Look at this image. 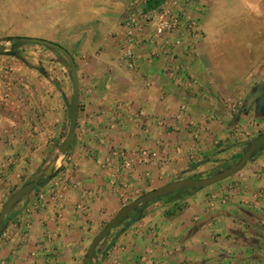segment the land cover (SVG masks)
Returning a JSON list of instances; mask_svg holds the SVG:
<instances>
[{
  "label": "crops",
  "instance_id": "1",
  "mask_svg": "<svg viewBox=\"0 0 264 264\" xmlns=\"http://www.w3.org/2000/svg\"><path fill=\"white\" fill-rule=\"evenodd\" d=\"M50 1L37 17L42 32L34 35L55 29L60 38L52 41L66 45L75 61L77 125L64 161L70 160L68 167L23 198L6 219L0 264H86L92 240L123 205L171 182L215 173L256 135V115L238 116L235 100L227 105L216 96L222 88L206 61L221 25L211 19L210 0H204L205 16L214 35L196 52L183 48L177 54L174 65L181 69L175 78L163 60L146 59L149 44L139 48L137 68L122 61L127 0ZM240 2L252 13L264 12V0ZM46 50L25 62L0 55V99H14L0 102V211L12 189L39 178V170L56 157L58 162V145L69 128L71 74ZM144 150L154 154L149 161ZM54 191L62 198L52 197ZM178 199L186 207L170 215ZM95 260L264 264V153L219 184L152 202L140 220L101 242Z\"/></svg>",
  "mask_w": 264,
  "mask_h": 264
},
{
  "label": "rangeland",
  "instance_id": "2",
  "mask_svg": "<svg viewBox=\"0 0 264 264\" xmlns=\"http://www.w3.org/2000/svg\"><path fill=\"white\" fill-rule=\"evenodd\" d=\"M210 1L213 2L214 7L211 12V19L216 26L221 25V32L219 33L218 43L213 47L210 45L212 49L210 50L212 59L210 58L211 60L206 61V63H210V75H212L213 80H215L214 83L222 88V92L216 96H220L227 105L234 104L235 100L237 102L236 106L241 108L249 92L257 85L264 83V12L257 11V13H252L247 7L243 6L240 0ZM49 2L51 3L50 0H0V43H4L6 48H9L10 45L5 42L7 37H34L38 39H48L51 42H54L52 40H59L60 35L55 33V29H52L53 32L46 36L42 34H39V36L34 35L36 32H42V27L37 17H40V11H43V7H50ZM132 2H134V0H127L125 12L126 8L130 7ZM206 13L207 11L201 15H197L199 31L195 35L196 42L193 44V48L188 49L189 53L196 52L197 46L201 41L206 38L212 39L214 35L211 27H209L212 21L209 22L208 18L205 16ZM91 24H95V22ZM82 25H84L83 22H79L78 27L81 28ZM73 30L75 31L77 28ZM54 43H56V41ZM36 46L37 45L31 44L22 47L20 49V60L25 62V59H23L24 57H29L32 60V58H37V55L42 57L41 55L43 54L40 50L47 51V48L43 46V48H37ZM64 46L66 45H62V47L67 50L68 48ZM7 70H10V68ZM9 80H11V77H9ZM11 99H0V102L7 104ZM13 100L14 99L11 100V103ZM249 113L255 115V109L252 108ZM256 120L257 126L254 127L256 130H254L253 133L259 135L264 133V128L261 125L264 121L261 118H257ZM68 129L67 124L66 135ZM58 150H60V158L54 166L59 169L61 168L60 172H63L68 167L67 165L70 160L68 159L66 163H64L66 156L61 154V146L59 147V145ZM41 179L42 177L38 179L34 176L28 181H38ZM236 185V183L233 184V187ZM37 188L33 191L37 190ZM16 191L12 189L8 193L9 195H6V200ZM51 196L54 197L53 192ZM122 227L125 228L126 226L115 228L113 233L117 231L121 232Z\"/></svg>",
  "mask_w": 264,
  "mask_h": 264
},
{
  "label": "built area",
  "instance_id": "3",
  "mask_svg": "<svg viewBox=\"0 0 264 264\" xmlns=\"http://www.w3.org/2000/svg\"><path fill=\"white\" fill-rule=\"evenodd\" d=\"M206 7L204 0H134L126 8L120 45L121 59L126 67L137 68L141 58L139 48L149 44L146 59L163 60L168 76L177 77L181 68L174 65V58L183 48L187 51L193 48L199 31L197 15L203 14ZM189 79L195 81L193 77ZM153 156L148 150L142 152L145 161ZM125 167L129 164L125 163ZM53 193L54 197L62 198V193Z\"/></svg>",
  "mask_w": 264,
  "mask_h": 264
},
{
  "label": "water",
  "instance_id": "4",
  "mask_svg": "<svg viewBox=\"0 0 264 264\" xmlns=\"http://www.w3.org/2000/svg\"><path fill=\"white\" fill-rule=\"evenodd\" d=\"M32 41L39 45H44L54 51H58L63 54L64 57L69 61L70 64V74L73 81V95L70 103V114H69V129L61 146V154L66 156L69 152V147L73 141L76 125H77V117H78V108H79V79L77 75V69L75 65V61L69 52L61 45L51 42L45 39L31 38ZM6 51V45L4 43H0V53H4ZM255 109V115L257 118H263L264 116V83H261L254 87L247 97L245 98V103L241 107L238 116L241 113L249 114L251 109ZM264 147V134L259 135L251 142H249L246 151L243 153L241 159L237 162L233 163L231 166L226 169L213 174L210 177L203 178H186L180 179L178 181L171 182L161 188L153 189L130 203L123 206L118 213L106 224V226L94 237L91 242L89 249L87 251V264H96L94 259V254L97 250L99 244L110 234L112 230L117 228L125 218L129 216V214L133 211H137L140 207L148 202H151L154 199L167 196L174 192H179L178 196L190 195L192 192L198 191L200 188H207L212 185L218 184L228 178L233 177L237 173H239L244 167L252 160L253 156L257 151ZM54 164L51 163L46 171L47 175H50L53 171ZM43 184L38 181H28L26 182L19 190H17L4 204L3 208L0 211V237L3 231V225L5 222L6 216L12 211L14 206L18 204L24 197H26L29 193H31L38 186H42ZM5 229V228H4Z\"/></svg>",
  "mask_w": 264,
  "mask_h": 264
},
{
  "label": "trees",
  "instance_id": "5",
  "mask_svg": "<svg viewBox=\"0 0 264 264\" xmlns=\"http://www.w3.org/2000/svg\"><path fill=\"white\" fill-rule=\"evenodd\" d=\"M5 42L6 43H8L9 45H10V47L9 48H6V51L4 52V53H0V55H9V56H13V57H16V58H18V59H21V54H20V49L22 48V47H24V46H27V45H30V44H34V45H39V44H37V43H35L34 41H32L31 40V37H24V38H19V37H7L6 39H5ZM39 46H43V47H45L44 45H39ZM47 49H49V50H51V51H53V52H55L58 56H59V58L62 60V62L68 67V69L70 70V64H69V61L66 59V57H64V55L63 54H61V53H59L58 51H54V50H52V49H50V48H48V47H46ZM262 134H264V133H261V134H259V135H262ZM259 135H257L256 137H258ZM255 137V138H256ZM255 138H253V139H255ZM252 139V140H253ZM251 140V141H252ZM251 141H249V142H251ZM249 142H247L245 145H244V148H243V151H242V153L241 154H239L237 157H235V158H233V159H231L229 162H225V163H223L222 165H221V167L218 169V170H216L215 171V173H218V172H220V171H222V170H224V169H226L227 167H229V166H231L233 163H235V162H237L239 159H241V157L243 156V153L246 151V149H247V147H248V144H249ZM62 146V145H61ZM71 146V145H70ZM69 149H70V147H69ZM262 153H264V147L263 148H261L259 151H257L256 153H255V155L253 156V158H252V160L254 159V158H256V157H258L259 155H261ZM67 155H68V153H67ZM66 155V156H67ZM57 158L58 157H56L55 159H54V161H52V163L55 165L56 164V161H57ZM251 160V161H252ZM50 165V164H49ZM49 165H47L46 166V168H44V169H40V177H42V179L41 180H38V182L39 183H41V184H43L42 186H38V188H37V190H39L41 187H43V186H45L56 174H57V172H60V170H61V168L59 169H57L56 168V166H53V171H52V173L50 174V175H47L46 174V171H47V168H48V166ZM215 173H213V174H215ZM213 174H211V175H208V176H206V177H210V176H212ZM235 176V175H234ZM198 178H203V177H200V176H195V178L194 179H198ZM39 179V178H38ZM229 179V178H228ZM227 180V179H226ZM36 181V180H35ZM225 181V180H224ZM223 182V181H222ZM221 183V182H220ZM219 184V183H218ZM200 189H203V188H200ZM200 189H198V190H200ZM37 190H35V191H37ZM33 192V191H32ZM31 192V193H32ZM149 192V191H148ZM31 193H29V195L31 194ZM147 193V192H146ZM178 193L179 192H174V193H172V194H169V195H167V196H163V197H160V198H157V199H154V200H152L151 202H148V203H146V204H144V205H142L141 207H140V209L139 210H137V211H133V212H131L130 214H129V216L127 217V218H125L124 220H123V222L117 227V228H119V227H121V226H126L127 224H133V223H135V222H137L138 220H140V218H141V214H142V211L146 208V206H148L149 204H151L152 202H155V201H157V200H164V199H171V198H173V197H175V196H177L178 195ZM145 194V193H144ZM143 195V194H142ZM28 196V195H27ZM182 196H184V194H182ZM181 196V197H182ZM10 198V197H9ZM25 198V197H24ZM179 200H181V199H178L177 201H176V203H175V205H174V210H173V212L170 214L169 212H168V214H170V215H174V214H176V213H178V212H182L183 210H184V208L186 207L185 206V204L184 203H182L181 201L179 202ZM20 203V202H19ZM18 203V204H19ZM18 204H16L15 206H14V208L18 205ZM128 204V203H127ZM14 208L12 209V211L14 210ZM12 211L6 216V218H5V222H4V225H3V227L5 228V225H6V222H7V220L6 219H8V216L12 213ZM106 226V225H105ZM4 228H3V231H4ZM124 229V227H122V230ZM3 231H2V233H3ZM113 231V230H112ZM112 231L110 232V234L106 237V238H108L111 234H112ZM2 235V234H1ZM105 238V239H106ZM104 239V240H105ZM103 240V241H104ZM93 241V240H92ZM102 241V242H103ZM101 244V243H100ZM99 244V245H100ZM94 259H96V252H95V254H94ZM88 260V258H87V255H86V261ZM95 263H96V260H95ZM86 264H87V262H86ZM96 264H100V263H96Z\"/></svg>",
  "mask_w": 264,
  "mask_h": 264
},
{
  "label": "flooded vegetation",
  "instance_id": "6",
  "mask_svg": "<svg viewBox=\"0 0 264 264\" xmlns=\"http://www.w3.org/2000/svg\"><path fill=\"white\" fill-rule=\"evenodd\" d=\"M70 71V70H69Z\"/></svg>",
  "mask_w": 264,
  "mask_h": 264
}]
</instances>
